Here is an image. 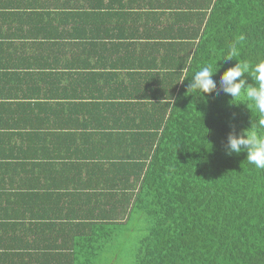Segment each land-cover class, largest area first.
<instances>
[{
  "label": "trees",
  "instance_id": "1",
  "mask_svg": "<svg viewBox=\"0 0 264 264\" xmlns=\"http://www.w3.org/2000/svg\"><path fill=\"white\" fill-rule=\"evenodd\" d=\"M79 1L67 0L66 8L62 6L69 17L75 7L78 13L77 5L102 9L105 0ZM153 1L130 0L122 4L123 12L108 17L106 23L98 18L94 25L101 37L131 24L149 42L154 39L143 50L151 57L146 62L125 67L128 72L118 68L101 75L117 85V79L123 85L129 78L114 101L127 116L129 130L122 135L128 136L130 147L121 148L119 143L117 148L98 149L102 142L98 135L105 140L112 137V131L99 130L96 137L87 138L95 139L97 147L84 149L91 151V159L82 156V149L74 159L67 147L66 156H54L59 163H45L44 154L31 148L36 145L43 151L40 145L51 136L41 130L40 121L45 119L33 117L29 130L8 124L5 131L11 132L9 138L17 135L12 138L17 146H11V140L7 143L0 132V146H5L0 148V205L7 203L8 213L0 214V223H12L2 228L4 236L0 234V264H108L116 238L131 233L137 240L130 264H264V169L250 164L246 154L225 155L230 132L240 134L253 123V130L264 135V126L258 123L264 114L246 97L230 105L232 98L220 85V76L237 61L250 66L264 62V0H195L182 5L186 11H177L180 5ZM34 2L37 9L46 6L44 0ZM167 11L186 22L195 16L197 27L179 28L177 35L164 31L153 38V21L159 22ZM94 15L84 10L81 20ZM32 17L31 23L41 24L36 27L50 29L46 15L36 11ZM166 29L175 31L174 23ZM233 48L234 60L225 61ZM78 61L69 59L60 72L50 67L64 83L65 99L61 110L50 116L66 128L82 116L83 131H91L87 118L92 111L83 92L97 86L100 75L92 68L84 70ZM217 63L212 94L200 98L187 93L195 72ZM246 78L252 83L248 74ZM166 97L167 102H161ZM15 112L19 106L0 105L3 122L14 119ZM98 122L97 118L95 130L104 128ZM39 134L40 145L35 142ZM57 140L62 141L59 134ZM49 141L52 152L64 148L59 143L55 149ZM58 177H67L65 184L49 182ZM58 188L65 190L64 208L51 199L50 192ZM31 224L34 229L27 231ZM11 231L13 236L27 235L28 243H5Z\"/></svg>",
  "mask_w": 264,
  "mask_h": 264
},
{
  "label": "crops",
  "instance_id": "2",
  "mask_svg": "<svg viewBox=\"0 0 264 264\" xmlns=\"http://www.w3.org/2000/svg\"><path fill=\"white\" fill-rule=\"evenodd\" d=\"M44 1L46 6L40 10L35 6L34 0H0V105L7 102L12 107L19 106V112H15L14 119H11L8 123L0 119V132L6 135L3 139L7 143L11 140L9 142L11 146H17L14 142L15 139H12L17 135L9 138L11 132L5 131L6 127L9 126L8 124L17 123L29 130L33 127L34 123V120L31 119L37 117L46 120L45 122L40 121L41 130L44 133H51V136H46L43 140V145H40L38 139L42 135L40 136L39 134V136L35 137L36 144H39L43 151L39 149V146L36 147V145H32L31 148L33 152L38 150L44 154L45 158H47L45 163H59L53 158L56 154L66 156L68 152L67 147L71 149L69 150V156H73L74 159L77 158V154H81L78 149H82V156L91 159V151H85L84 149L96 147L92 143L95 139L88 140L87 138L96 137L100 133L99 130L112 131V137L105 140L98 135V139L102 141L98 149L103 146L106 148H109V146L110 148H117L119 143L121 144L119 146L121 148L130 147V141L127 142L128 136L122 135V133L129 130L127 116L125 117V113L121 112L122 107L114 101V98L118 94L120 95L124 83L129 82V78L126 79L123 85L117 79L116 83L119 86L106 76L102 79L101 75L113 73L114 69L118 68L128 72L125 67H129L132 64V67H137L146 62L151 57L146 55L143 50L147 49L149 46L146 45H150L154 39L149 42L148 37L141 31L140 33H136L134 31V29H137L136 26L131 24H126L124 29L112 30L108 32L109 36L105 35V37H101L94 32L96 28L94 25L98 23V18L100 19V23H106L105 21L108 17H111L113 14L117 15L119 11L123 12L122 4H128L130 0H105L102 9L96 10L90 7H82L81 9L75 2V6L77 5L79 9L78 13H76L75 7L73 17H69V12L63 8L67 5V0ZM154 1H157V4L180 5L182 9H177V11H186L187 8H183L182 5H192L195 0ZM203 1L205 0L201 2ZM78 3L81 4V0ZM84 10L86 12H94L95 15L90 17L88 21L83 22L81 20V12H84ZM36 11L46 15L45 22H50V29L44 31L42 27H36V25L41 24H35L36 21L35 23L30 22L33 20V17H29ZM168 12H166V17L159 16L161 22L153 21L154 29L150 32L153 38L164 31L168 35H177L179 28L197 27L198 22L195 16L191 18V21L186 22L184 17H180V19L173 18L167 14ZM125 14L132 16L130 12ZM166 19L169 22L164 26ZM170 23H174L175 31L166 29ZM42 32L43 37H41ZM133 43H135L134 47ZM133 51H136L137 54L130 56L128 53ZM72 58L78 59L77 63H80V66H83L84 70L92 68V72L96 70L97 76L100 75L99 84L96 83L97 86H93L92 84L89 89L85 90L86 94L83 92L88 102V110L92 111L88 113L89 117L87 118L91 128H94L91 131H83L84 126L82 124L86 123L82 116L79 123L67 128L54 123L50 116L53 111L61 110L64 104L63 101L65 100L64 83L61 81L60 75L51 72V70L57 69L60 72L62 66L65 67V63ZM78 66L79 64H76L77 68ZM50 67H52L51 70ZM122 73L124 74V72ZM124 77L121 76L119 78ZM1 81L9 83V85ZM11 87H13V91H9L11 94L4 92V89H11ZM9 95L10 97H8ZM118 116L120 118L117 120ZM58 117L61 120L64 118V114L60 113ZM96 117L99 121L98 124L101 123L104 128L96 127L95 130L94 122L97 119ZM65 132L66 134L64 135L63 133ZM83 132H87L88 135H84ZM57 134L60 135L61 142H58L59 139L55 141ZM50 139L55 143V149L56 144L59 143L64 148L57 152H52ZM0 148H5V146H0ZM75 149L76 151H74ZM66 178L58 177L49 182L54 186L57 184L60 186V184H65ZM69 178H73V176ZM81 178L88 181L87 176ZM74 181H77V176H75ZM64 191V189L58 188L54 192H50L53 203L58 201V204L63 208L65 206ZM11 202L12 200L8 203L10 204ZM4 206L7 207V203H4ZM5 207L0 205V214L3 216L8 214L4 211ZM31 223L35 224L33 221ZM11 224V221H2L0 223V234L2 236H4L2 228ZM32 224L29 228H26L27 231L34 229ZM26 236L21 234L13 236L11 231L10 236L5 237V243L13 245L18 242L28 243L25 238Z\"/></svg>",
  "mask_w": 264,
  "mask_h": 264
},
{
  "label": "clouds",
  "instance_id": "3",
  "mask_svg": "<svg viewBox=\"0 0 264 264\" xmlns=\"http://www.w3.org/2000/svg\"><path fill=\"white\" fill-rule=\"evenodd\" d=\"M235 48L232 49L225 61L234 60L236 56ZM217 67L204 66L195 72L188 84V92L196 97L203 98L205 94L211 95L216 89L217 84L214 79L219 71L220 65ZM246 74L251 77L252 83L246 78ZM185 80V79H184ZM221 89L225 95L230 96L232 100H240L246 97L260 114H264V62H259L254 66H250L248 62H238L234 66L228 68L220 76ZM172 100V98H171ZM161 102H167V97ZM160 102V103H161ZM173 102V100H172ZM249 108V105L246 104ZM259 125L264 126V119L258 121ZM255 125L242 131L240 134L230 132L227 137V151L225 155L239 156L246 154V159L250 164H253L257 169H264V135H258L255 130Z\"/></svg>",
  "mask_w": 264,
  "mask_h": 264
},
{
  "label": "rangeland",
  "instance_id": "4",
  "mask_svg": "<svg viewBox=\"0 0 264 264\" xmlns=\"http://www.w3.org/2000/svg\"><path fill=\"white\" fill-rule=\"evenodd\" d=\"M114 255L110 258L108 264H130V253L133 249L134 242H136V236L132 233L125 236L116 238Z\"/></svg>",
  "mask_w": 264,
  "mask_h": 264
}]
</instances>
